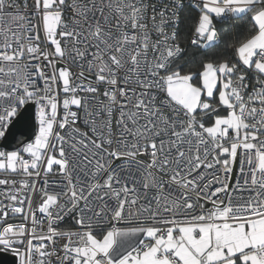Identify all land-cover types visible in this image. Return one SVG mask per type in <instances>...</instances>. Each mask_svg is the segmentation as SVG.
I'll return each mask as SVG.
<instances>
[{"label": "snow or ice", "instance_id": "6c2138e0", "mask_svg": "<svg viewBox=\"0 0 264 264\" xmlns=\"http://www.w3.org/2000/svg\"><path fill=\"white\" fill-rule=\"evenodd\" d=\"M29 105L16 264H264V0H0V137Z\"/></svg>", "mask_w": 264, "mask_h": 264}, {"label": "water", "instance_id": "95a60500", "mask_svg": "<svg viewBox=\"0 0 264 264\" xmlns=\"http://www.w3.org/2000/svg\"><path fill=\"white\" fill-rule=\"evenodd\" d=\"M26 120L23 123L10 125L6 130L5 137H2L0 148L4 151L16 150V141L20 137L28 142L34 136V106L29 105L25 109ZM0 264H16L15 258L9 253H0Z\"/></svg>", "mask_w": 264, "mask_h": 264}, {"label": "trees", "instance_id": "16d2710c", "mask_svg": "<svg viewBox=\"0 0 264 264\" xmlns=\"http://www.w3.org/2000/svg\"><path fill=\"white\" fill-rule=\"evenodd\" d=\"M180 34H181L182 44L186 42L187 45L189 46V51L187 53L188 57L191 58L193 55H197L192 51V47L190 46L191 33L186 31V26L184 24L180 25ZM22 143H23V139L19 137L16 141V144L21 145Z\"/></svg>", "mask_w": 264, "mask_h": 264}, {"label": "built area", "instance_id": "2783aa9c", "mask_svg": "<svg viewBox=\"0 0 264 264\" xmlns=\"http://www.w3.org/2000/svg\"><path fill=\"white\" fill-rule=\"evenodd\" d=\"M34 112H35V108H34ZM34 124H35V120H34ZM37 127H38V126H36V124H35V130L37 129ZM32 139H34V136L32 137ZM32 139H31V140H32ZM1 140H2V137H0V142H1ZM28 142H29V141H28ZM23 143H26V142H24V139H23ZM23 143H22L21 145H18V144H17V148H16V150L19 149V148L23 145ZM0 150H2V149L0 148ZM9 254H10V253H9Z\"/></svg>", "mask_w": 264, "mask_h": 264}, {"label": "rangeland", "instance_id": "374dc122", "mask_svg": "<svg viewBox=\"0 0 264 264\" xmlns=\"http://www.w3.org/2000/svg\"><path fill=\"white\" fill-rule=\"evenodd\" d=\"M22 147V146H21ZM0 151H3V150H0Z\"/></svg>", "mask_w": 264, "mask_h": 264}]
</instances>
